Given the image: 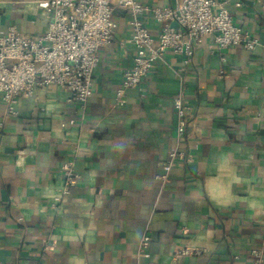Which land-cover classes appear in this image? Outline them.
<instances>
[{
    "label": "crops",
    "instance_id": "0c3cea01",
    "mask_svg": "<svg viewBox=\"0 0 264 264\" xmlns=\"http://www.w3.org/2000/svg\"><path fill=\"white\" fill-rule=\"evenodd\" d=\"M216 1L264 40L255 0ZM48 13L45 0H0V35L11 25L42 34ZM113 17L85 105L56 85L19 96L12 115L0 99V264H246L251 250L264 251V47L218 49L206 37L188 64L168 50L117 97L134 48L127 11ZM143 22L158 34L150 13ZM180 85L187 115L178 140ZM174 149L190 160L174 159L161 184ZM69 160L78 182L54 208ZM184 246L198 253L175 257Z\"/></svg>",
    "mask_w": 264,
    "mask_h": 264
},
{
    "label": "built area",
    "instance_id": "2783aa9c",
    "mask_svg": "<svg viewBox=\"0 0 264 264\" xmlns=\"http://www.w3.org/2000/svg\"><path fill=\"white\" fill-rule=\"evenodd\" d=\"M255 2L264 9V0ZM45 3L49 13L42 34L26 35L11 25L0 35V99L7 114H15L17 98L30 96L36 86H60L72 100L85 105L98 64V52L114 39L116 7L128 13L129 42L134 48L132 65L123 72L117 97L125 89L137 86L155 62L163 61L168 50L179 56L183 64H188L206 37L218 49L242 46L252 51L264 47V40L243 30L234 22L224 2L216 0H175L172 5L153 8L137 0H45ZM148 13L159 24L156 36L144 25L143 17ZM173 109L176 138L180 140L185 133L187 115L181 85L174 96ZM176 158L190 160V155L177 149L170 151L162 163L161 173L156 176L161 184ZM61 171L63 185L53 198L54 208H58L78 182L73 161L64 162ZM149 239L144 232L138 244L139 255L144 254ZM195 253L198 250L188 246L174 250L175 257ZM246 264H264V251L251 250Z\"/></svg>",
    "mask_w": 264,
    "mask_h": 264
}]
</instances>
